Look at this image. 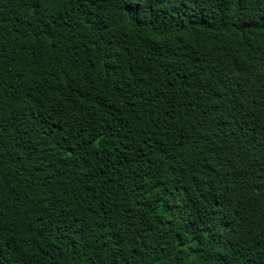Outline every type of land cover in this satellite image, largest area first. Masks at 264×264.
<instances>
[{
	"label": "trees",
	"instance_id": "16d2710c",
	"mask_svg": "<svg viewBox=\"0 0 264 264\" xmlns=\"http://www.w3.org/2000/svg\"><path fill=\"white\" fill-rule=\"evenodd\" d=\"M0 264H264V0H0Z\"/></svg>",
	"mask_w": 264,
	"mask_h": 264
}]
</instances>
